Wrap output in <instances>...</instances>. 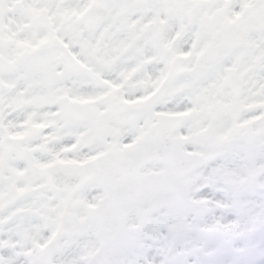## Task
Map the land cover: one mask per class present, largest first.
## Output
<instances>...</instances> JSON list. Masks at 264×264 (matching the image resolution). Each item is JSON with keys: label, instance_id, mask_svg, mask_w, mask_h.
Masks as SVG:
<instances>
[{"label": "rangeland", "instance_id": "374dc122", "mask_svg": "<svg viewBox=\"0 0 264 264\" xmlns=\"http://www.w3.org/2000/svg\"><path fill=\"white\" fill-rule=\"evenodd\" d=\"M157 113H186L176 134L205 159L181 193L159 163L138 184L109 172L113 153L152 145ZM256 119L264 0H0V264H132L135 228L150 264H264ZM86 161L100 171L71 197L41 174Z\"/></svg>", "mask_w": 264, "mask_h": 264}, {"label": "water", "instance_id": "95a60500", "mask_svg": "<svg viewBox=\"0 0 264 264\" xmlns=\"http://www.w3.org/2000/svg\"><path fill=\"white\" fill-rule=\"evenodd\" d=\"M189 65V60L179 57L175 62V71L182 73ZM73 116L84 117L81 106L71 102L68 106ZM185 119V115H159L158 122L152 128L155 135L153 139L156 145L153 148H144L127 153H115L112 156L111 172L114 175L122 174L126 179L138 180L141 177V169L151 162H165L169 165L168 175L175 181L187 175L188 172L198 168L202 164V159L191 153L182 150L183 141L174 137L173 133L180 123ZM250 134H258L264 130V125L253 121L247 125ZM13 143V139H10ZM94 164L86 163L81 165L58 164L43 170V174L48 178L50 184L68 194H73L86 180L97 173ZM259 186L264 188V171L258 177ZM10 199L0 200V211L5 208ZM229 248V244H226ZM231 248V247H230Z\"/></svg>", "mask_w": 264, "mask_h": 264}, {"label": "flooded vegetation", "instance_id": "af4514ba", "mask_svg": "<svg viewBox=\"0 0 264 264\" xmlns=\"http://www.w3.org/2000/svg\"><path fill=\"white\" fill-rule=\"evenodd\" d=\"M148 258L146 257H140L138 258V264H147V260Z\"/></svg>", "mask_w": 264, "mask_h": 264}, {"label": "bare ground", "instance_id": "6f19581e", "mask_svg": "<svg viewBox=\"0 0 264 264\" xmlns=\"http://www.w3.org/2000/svg\"><path fill=\"white\" fill-rule=\"evenodd\" d=\"M139 102V100L138 101H135L134 103H138ZM49 131V130H48ZM45 148H47V146L45 145Z\"/></svg>", "mask_w": 264, "mask_h": 264}]
</instances>
